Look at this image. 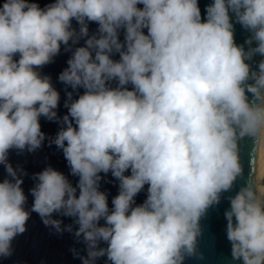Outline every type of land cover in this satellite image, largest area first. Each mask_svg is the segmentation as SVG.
<instances>
[{
	"label": "clouds",
	"instance_id": "obj_1",
	"mask_svg": "<svg viewBox=\"0 0 264 264\" xmlns=\"http://www.w3.org/2000/svg\"><path fill=\"white\" fill-rule=\"evenodd\" d=\"M90 22L98 25L91 35ZM236 24L250 33L247 48L236 43ZM81 39L58 79L83 94L67 92L61 118L60 93L38 69ZM41 117L62 125L49 143L63 150L78 181L51 166L35 173L30 211L57 232L73 225L62 228L53 214L73 219L86 256L72 252L82 264L203 259L200 220L243 175L242 141L250 142L248 179L229 198L227 238L233 260L264 264V0H213L204 16L199 0H54L43 8L4 0L0 257L12 255L30 217L27 173L8 155L41 147ZM101 173L119 181L111 208ZM145 185L146 199L136 204Z\"/></svg>",
	"mask_w": 264,
	"mask_h": 264
},
{
	"label": "water",
	"instance_id": "obj_2",
	"mask_svg": "<svg viewBox=\"0 0 264 264\" xmlns=\"http://www.w3.org/2000/svg\"><path fill=\"white\" fill-rule=\"evenodd\" d=\"M4 0H0L2 5ZM43 8L45 5L54 2V0H35ZM213 0H199L202 16L205 15V8ZM73 27L79 28L77 23L73 21ZM98 25L95 22L89 23L90 35L94 33ZM250 35L239 24L235 25V40L238 45L244 44L246 38ZM121 32L120 39L123 40ZM85 40L81 39L78 44L71 45V51H65V45H61V51L53 58V62L38 69L41 75L51 77L53 87L60 93V101L56 109L58 117H63L68 113V109L64 106L67 99V92H73L70 86H66L59 81V74L68 67L67 61L71 58L72 52L76 47L84 46ZM18 59L19 57H15ZM114 59H119L116 55ZM261 57H254L251 62L253 68L256 67ZM115 87V84L112 85ZM83 94V89L73 92V99H77ZM41 131L45 134V140L40 148L34 152H18L10 150L8 161L13 168H22L27 175L23 176L22 188L27 196L26 210H31L33 197L30 189L35 186L36 181L33 179L35 173L43 171L46 167L51 166L54 169L64 173L70 182L75 186L78 177L72 176L67 160L64 158L63 150L58 148L54 143L49 141L54 139L62 125L56 121H49L45 117L40 118ZM250 142H241V158L243 164V175L237 179L233 188L221 194L219 204L210 206L205 215L200 220L201 234L197 238V251L203 254V259L197 257H186L184 264H242V261H236L232 258V245L227 238V219L226 211L230 210V197H233L248 179V151ZM126 174H130L126 173ZM104 177L101 181L100 190L108 194L109 207H112V199L118 195L119 181L114 178L111 173L107 175L101 173ZM7 177L4 165L0 164V181ZM147 185L144 190L135 198L136 204H141L147 196ZM78 195V192H77ZM54 219L62 220V228L72 224L73 231L57 232L52 226H46L39 214L30 211V217L26 223V231L17 235L12 241V255L9 257H0V264H82L79 256H75L72 249L80 252V256H86V247L82 239L75 236V229L78 225L74 224L70 217H62L53 214ZM103 224V221H101ZM106 246V245H101ZM96 264H109L106 257L99 258Z\"/></svg>",
	"mask_w": 264,
	"mask_h": 264
}]
</instances>
